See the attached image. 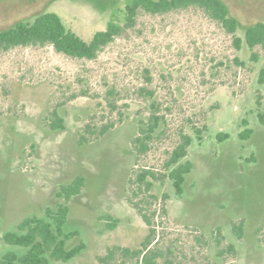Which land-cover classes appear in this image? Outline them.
Listing matches in <instances>:
<instances>
[{
    "label": "rangeland",
    "instance_id": "obj_1",
    "mask_svg": "<svg viewBox=\"0 0 264 264\" xmlns=\"http://www.w3.org/2000/svg\"><path fill=\"white\" fill-rule=\"evenodd\" d=\"M124 1L0 0V29L54 11L90 40ZM224 1L240 22L235 34L189 7L141 11L95 59L51 45L0 52V238L64 202L61 185L84 176L65 228L81 233L69 247L86 248L51 264H141L123 249L140 248L150 227L154 264H264V50L253 59L244 41L248 24L264 22V0ZM154 100L164 118L139 153L133 139ZM244 118L253 130L245 140ZM87 124L113 126L96 138ZM82 133L90 141L81 143ZM182 135L193 139L186 159L194 164L183 195L168 177H148L149 189L137 182L142 168L161 177ZM9 250L23 252L1 240L0 259Z\"/></svg>",
    "mask_w": 264,
    "mask_h": 264
},
{
    "label": "trees",
    "instance_id": "obj_2",
    "mask_svg": "<svg viewBox=\"0 0 264 264\" xmlns=\"http://www.w3.org/2000/svg\"><path fill=\"white\" fill-rule=\"evenodd\" d=\"M198 7L209 17L218 21L229 33L235 34L240 22L231 14L228 4L224 0H125L122 7H115L105 29L98 30L90 40H85L72 28L68 27L63 18L54 11L37 13L32 19H20L7 28L0 29V52L17 46L51 45L58 52L76 58L95 59L101 50L122 35L127 29L136 24L141 11L151 14L167 13L177 9ZM241 39L236 45L240 47ZM244 41L251 49L252 58L257 57L255 48L261 46L264 50V22L250 23L245 28ZM259 82L264 84V67L259 72ZM260 103V102H259ZM153 112L147 122H140L139 134L133 139V145L139 153H144L149 148V143L154 138L157 127L163 121V115L157 113L155 100L152 104ZM259 118L264 123V112H259ZM241 139L252 136L253 130L249 127L246 118L243 119ZM53 129L63 127L61 122L54 121L50 125ZM113 124L92 127L87 124L85 131L92 137L104 135ZM198 134L200 130H197ZM227 133L218 134V139H227ZM80 142L90 141L85 134H81ZM200 138V134H199ZM192 137L182 135V140L174 147L164 163L165 172L158 175V171L151 168H142L138 173L137 182L144 183L147 189L153 185L148 177L163 179L168 177L175 188L177 195L181 196L185 190L187 175L193 170L194 164L186 159L189 148L192 145ZM86 185V178L78 176L71 182L62 184L58 196L64 198V202L56 207H47L42 216L30 215L17 224L14 230L7 231L0 238L6 244L20 247L23 252L16 250L7 251L0 264H51L53 261H70L79 255L85 248L84 241L69 247V243L78 237L79 230H66L70 214V199L81 193ZM148 225L152 221L144 213ZM115 220V219H114ZM117 220L113 221L114 226ZM155 229L150 227V233L138 249L125 248L127 255L142 257L141 264H154L157 253L151 248L154 241Z\"/></svg>",
    "mask_w": 264,
    "mask_h": 264
}]
</instances>
